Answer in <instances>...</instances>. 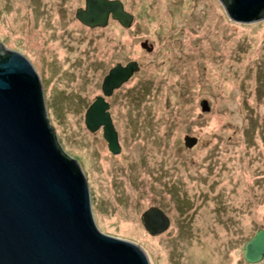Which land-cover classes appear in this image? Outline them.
<instances>
[{
    "label": "rangeland",
    "instance_id": "1",
    "mask_svg": "<svg viewBox=\"0 0 264 264\" xmlns=\"http://www.w3.org/2000/svg\"><path fill=\"white\" fill-rule=\"evenodd\" d=\"M120 1L129 28L83 25L85 0H0V43L35 66L102 232L155 264H250L244 243L264 229V20L231 22L218 0ZM130 61L139 70L105 97L114 155L85 113L109 70ZM151 208L170 220L157 235L144 228Z\"/></svg>",
    "mask_w": 264,
    "mask_h": 264
},
{
    "label": "water",
    "instance_id": "2",
    "mask_svg": "<svg viewBox=\"0 0 264 264\" xmlns=\"http://www.w3.org/2000/svg\"><path fill=\"white\" fill-rule=\"evenodd\" d=\"M235 23L264 20V0H218ZM89 28L116 20L129 28L133 15L120 0H85L76 11ZM141 47L148 52L147 41ZM139 70L135 61L111 68L85 113L91 133L101 129L109 151L120 153L105 97ZM202 110L208 111L206 101ZM185 146L197 139L186 136ZM144 228L157 235L170 225L158 208L143 213ZM243 258L264 259V229L244 243ZM0 264H155L142 245L102 232L94 219L86 177L59 146L41 79L21 53L0 43Z\"/></svg>",
    "mask_w": 264,
    "mask_h": 264
}]
</instances>
